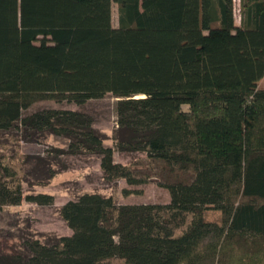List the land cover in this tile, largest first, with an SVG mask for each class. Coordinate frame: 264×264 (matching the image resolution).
<instances>
[{"label": "trees", "instance_id": "16d2710c", "mask_svg": "<svg viewBox=\"0 0 264 264\" xmlns=\"http://www.w3.org/2000/svg\"><path fill=\"white\" fill-rule=\"evenodd\" d=\"M240 12L237 26L234 0H0V132L66 139L58 152L99 157L106 180L170 194L118 205L84 193L60 209L72 235L27 238L0 264H264V0ZM107 95L112 146L85 112L24 115ZM116 152L142 156L122 164ZM0 174V210L20 205L18 175ZM209 209L221 224L205 221Z\"/></svg>", "mask_w": 264, "mask_h": 264}, {"label": "rangeland", "instance_id": "374dc122", "mask_svg": "<svg viewBox=\"0 0 264 264\" xmlns=\"http://www.w3.org/2000/svg\"><path fill=\"white\" fill-rule=\"evenodd\" d=\"M236 25H241V0H234ZM118 5L113 4L112 21L119 25ZM264 89V78L259 82ZM118 99L107 95L84 105L67 101H41L24 112L32 114L43 109L76 110L91 115L94 128L105 137V145L112 146L117 130L116 103ZM187 109V107H185ZM68 141L54 135L30 136L22 130L0 132V167H10L21 180L24 200L17 206H5L0 210V256L19 252L27 238L53 241L72 235V230L60 215L61 207L77 200L84 193L111 196L118 205L167 204L170 194L156 181L130 186L124 180L108 181L95 155H69L59 153L67 150ZM142 154L115 153L118 163L130 164ZM3 174H0L2 176ZM125 190L137 192L125 194ZM47 194L54 197L50 206H41L26 199L27 196ZM207 222L222 223V214L216 210L204 213Z\"/></svg>", "mask_w": 264, "mask_h": 264}]
</instances>
